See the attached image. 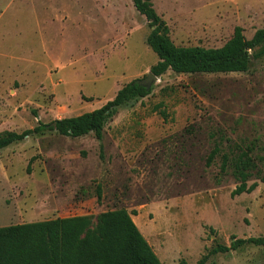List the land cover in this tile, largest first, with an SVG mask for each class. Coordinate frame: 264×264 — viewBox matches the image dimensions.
Returning <instances> with one entry per match:
<instances>
[{"label":"rangeland","instance_id":"obj_1","mask_svg":"<svg viewBox=\"0 0 264 264\" xmlns=\"http://www.w3.org/2000/svg\"><path fill=\"white\" fill-rule=\"evenodd\" d=\"M151 2L178 47L220 48L236 27L246 39L264 27V0ZM149 33L132 0H0V136L93 111L144 79L158 62ZM151 88L101 140L46 131L0 150V227L135 211L162 264L264 238V57L243 73L169 70ZM239 159L257 187L232 197ZM205 264H264V246Z\"/></svg>","mask_w":264,"mask_h":264},{"label":"trees","instance_id":"obj_2","mask_svg":"<svg viewBox=\"0 0 264 264\" xmlns=\"http://www.w3.org/2000/svg\"><path fill=\"white\" fill-rule=\"evenodd\" d=\"M132 4L150 28L146 44L158 58L150 69L156 77L169 70L176 74L243 73L249 70L252 60L264 57V27L250 39L236 27L232 37L220 48L178 47L171 41L169 28L156 13L151 0H132ZM151 89L146 90L133 80L98 109L48 124L38 121L37 126L21 133L2 134L0 150L46 131L69 138L92 133L101 140L105 126L118 111L147 97ZM217 153V148L210 152L207 166ZM32 161L33 158L27 172ZM250 167L248 159L235 162L234 170L239 171L240 184L231 192L232 197L250 194L256 189V182L247 186L250 174L244 171ZM96 199L98 204L101 203L99 184ZM135 214V211L119 209L100 213L95 222L92 216L86 215L0 227V264H162L132 220ZM246 245L264 246V238H233L229 246L215 247L196 264H205L208 256L235 251ZM177 264L187 263L181 259Z\"/></svg>","mask_w":264,"mask_h":264},{"label":"water","instance_id":"obj_3","mask_svg":"<svg viewBox=\"0 0 264 264\" xmlns=\"http://www.w3.org/2000/svg\"><path fill=\"white\" fill-rule=\"evenodd\" d=\"M157 78L158 77H156L152 72H149L144 79L137 81V83L145 87L146 90H150L152 84L157 81Z\"/></svg>","mask_w":264,"mask_h":264},{"label":"crops","instance_id":"obj_4","mask_svg":"<svg viewBox=\"0 0 264 264\" xmlns=\"http://www.w3.org/2000/svg\"><path fill=\"white\" fill-rule=\"evenodd\" d=\"M132 220H133V219H132ZM133 221H134V220H133ZM134 223H135V222H134ZM136 226H137V225H136ZM137 228H138V227H137ZM138 229H139V228H138ZM142 229H145V227H143ZM142 229H139V231L141 232ZM143 231H144V230H143ZM145 233H146V235L149 234L148 231H147V232L145 231ZM142 235H144L143 232H142ZM146 238H147V237H146ZM146 238H145V239H146ZM146 241H148V239H146ZM148 243H149V241H148ZM149 245H150V243H149ZM150 246H151V245H150ZM158 247H159V245H158ZM152 249H153V248H152ZM153 251H154V249H153ZM154 253H155V252H154ZM177 263H178V260H173V264H177Z\"/></svg>","mask_w":264,"mask_h":264}]
</instances>
